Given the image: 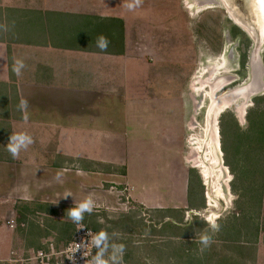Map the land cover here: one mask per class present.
Instances as JSON below:
<instances>
[{
	"label": "crops",
	"instance_id": "0c3cea01",
	"mask_svg": "<svg viewBox=\"0 0 264 264\" xmlns=\"http://www.w3.org/2000/svg\"><path fill=\"white\" fill-rule=\"evenodd\" d=\"M6 1L2 24L9 30H0V256L11 254L8 235H20L7 224L20 223L12 216L20 204L61 200L75 207L91 196L109 211L112 195L116 204L114 196H126L148 210L188 209L189 172L181 157L186 94L175 74L181 61L157 57L155 42L141 34L138 12L124 7L125 0ZM100 35L110 42L106 51L96 47ZM14 59L26 65L20 76L12 71ZM21 99L28 101L24 113ZM21 132L34 143L13 159L6 146ZM244 259L264 264V248Z\"/></svg>",
	"mask_w": 264,
	"mask_h": 264
},
{
	"label": "rangeland",
	"instance_id": "374dc122",
	"mask_svg": "<svg viewBox=\"0 0 264 264\" xmlns=\"http://www.w3.org/2000/svg\"><path fill=\"white\" fill-rule=\"evenodd\" d=\"M217 2L212 6L209 0H144L136 9L139 27L144 30L141 34L155 42L157 57L170 55L174 61H181L174 71L181 78L187 106L188 126L181 157L189 172V208H195L196 213L189 208L148 210L126 196L121 201L114 196L116 204L107 194L111 199L106 205L112 209L107 211L94 202L92 214L85 213L83 221L75 224L66 215L74 206H65L61 200L43 203L41 210L37 209L40 203L20 204L12 216L27 223V231L8 235L11 254L0 256V264H38L29 247L48 250L53 245L62 251L65 242L70 238L76 241L78 234L81 241H88L87 246L69 252L61 264H89V248H94L92 256L96 252L90 240L100 230L110 237L115 234L114 242L125 246L123 264H220L221 260L244 264L246 255L264 248V53L262 60L253 56V42L228 18L223 3ZM3 3L0 0V24L5 14ZM151 16L155 20L151 21ZM213 70L220 77L225 72L233 77L230 86L215 94L218 99L229 91L246 89L252 93L262 88L261 92L248 95V102L238 96L231 104L220 103L222 106L213 112L208 88L193 91V84L200 88L212 77L209 74ZM211 132L215 134L213 142ZM217 146L221 147L219 156L228 172L222 176L213 172L212 181L223 197L208 206L209 188L201 175V164L195 168L192 161L207 156L211 159L212 153L216 158ZM25 206L29 208L25 210ZM210 218L220 224V231L212 235L211 246L200 254L199 235L208 230L206 221ZM81 228L93 233H84Z\"/></svg>",
	"mask_w": 264,
	"mask_h": 264
},
{
	"label": "clouds",
	"instance_id": "9594fccd",
	"mask_svg": "<svg viewBox=\"0 0 264 264\" xmlns=\"http://www.w3.org/2000/svg\"><path fill=\"white\" fill-rule=\"evenodd\" d=\"M144 3V0H126L125 7L129 11H135L140 8ZM0 30L7 32L8 26L0 24ZM109 40L100 35L97 37L96 47L101 51H106L109 45ZM26 67L23 60L14 59L12 65V71L15 75L20 76L22 70ZM28 107V101L21 99L18 105L19 110L24 113V110ZM26 120V113L23 115ZM33 138L27 133H15L10 136L9 143L6 148L8 153L13 159H17L22 149L26 150L29 145L33 144ZM62 173H57L55 179L61 180ZM70 195V194H69ZM94 210V200L89 196L86 200L81 202L79 205L72 207L67 210L68 218L75 224H80L84 219V214H92ZM208 230L199 235V248L200 254H203L212 244V235L220 231V224L211 218L206 221ZM211 233V234H209ZM89 236L91 234L89 233ZM115 234L110 237L109 233L105 230H100L94 237H91L90 243L95 247V255L92 256L89 264H123V255L125 252V246L123 244L115 243L113 240ZM88 241H81L80 249L83 250L87 246ZM107 257V258H106Z\"/></svg>",
	"mask_w": 264,
	"mask_h": 264
},
{
	"label": "bare ground",
	"instance_id": "6f19581e",
	"mask_svg": "<svg viewBox=\"0 0 264 264\" xmlns=\"http://www.w3.org/2000/svg\"><path fill=\"white\" fill-rule=\"evenodd\" d=\"M223 5L226 8V12H227L228 18L233 22V18L231 17L232 16V14H231L232 12H231L230 2H228L227 4H225V2H223ZM253 51H254V49H253ZM222 69L223 68H220V70H222ZM224 69H225V67H224ZM208 74H209V72H208ZM224 74H225V76L220 77V74L216 73V70H213L209 74V75H212V77H210L208 81L202 82L200 88H196V85L193 84V91H194V93L196 91L197 92L198 91H203L204 88H208L209 91L207 92V96L209 97V100L211 102V109L213 110V112H215L217 109H219L220 106H222L220 103H223L224 102L223 104H225L226 102H228L229 104H231L232 101H234L233 99H235L238 96L243 97V100L244 101H247V102H248V99H249V97H248V95H247V93L245 91H241L240 93H238V91H231V92L229 91V92H226L219 99H218V97L217 98L214 97L215 94L218 91H222V90L226 89L233 82V80H232L233 77L230 76L228 74V72H225ZM229 107H231V106H229ZM241 113H239V114H240L241 118H243V114H241ZM212 129H213V126H212ZM209 137L211 139V142H213V140L215 139L214 138L215 137V134L213 132H211L209 134ZM211 145H212V143H211ZM216 152H217V157L216 158H214V155L212 153L211 154L212 155V158L211 159H210V156H207L206 158H203L200 161H198V160L192 161L195 164V168H198L199 167L196 164H199V165L201 164V166H200L201 169H202V174L201 175H202L204 181L206 182V185L209 188V193L207 194L208 206H212V204L214 203V201L217 198H222L223 197L222 191L219 188H217V186L215 185V183H213V181H212V179H213V172H218V173H220L221 176H222V174L224 172L225 173L228 172V170L225 168V166L222 165V162H221V159H220V156H219V154H221V147L220 146H217ZM199 153H200V151L197 152V153L195 152V154L194 153L193 154L194 155H197ZM210 166H213L214 167V169H212V171L210 169ZM213 218H214V216H213Z\"/></svg>",
	"mask_w": 264,
	"mask_h": 264
},
{
	"label": "water",
	"instance_id": "95a60500",
	"mask_svg": "<svg viewBox=\"0 0 264 264\" xmlns=\"http://www.w3.org/2000/svg\"><path fill=\"white\" fill-rule=\"evenodd\" d=\"M227 4L230 2L233 23L242 30L248 38L253 42V56H257L259 60L264 53V0H220ZM227 2V3H226ZM209 4L217 6V0H209ZM262 52V53H261ZM244 89V88H243ZM257 89L254 92L247 91V95L261 92ZM196 213L195 211H193Z\"/></svg>",
	"mask_w": 264,
	"mask_h": 264
},
{
	"label": "built area",
	"instance_id": "2783aa9c",
	"mask_svg": "<svg viewBox=\"0 0 264 264\" xmlns=\"http://www.w3.org/2000/svg\"><path fill=\"white\" fill-rule=\"evenodd\" d=\"M9 225L12 228H23L25 229L27 226L26 224H18L15 220H12L9 222ZM82 231L85 232H91L92 231H88L86 228H81ZM85 236V234H83ZM80 236L78 234V239L76 241L70 242V244L66 245L65 248H63L62 251H58L54 248L53 245H50V247L48 248V250H41L38 252H33V256L34 259L36 261H38V264H61L63 261V257L68 258V254L69 252H76V251H80V243H81V239ZM85 241V239H84ZM91 247V246H90ZM90 251L88 253L89 257H92L93 253V249L94 248H89ZM84 250V249H83Z\"/></svg>",
	"mask_w": 264,
	"mask_h": 264
},
{
	"label": "trees",
	"instance_id": "16d2710c",
	"mask_svg": "<svg viewBox=\"0 0 264 264\" xmlns=\"http://www.w3.org/2000/svg\"><path fill=\"white\" fill-rule=\"evenodd\" d=\"M190 188V187H189ZM42 207H44V206H42V204H39L38 206H37V209H39V210H41V208ZM29 207L28 206H25L24 207V209L25 210H27ZM19 209V208H18ZM19 224H23L24 222H22L21 220H19ZM25 224V223H24ZM26 226H27V223H26ZM32 226V225H31ZM29 227V226H28ZM33 227V226H32ZM27 228V227H26ZM34 228V227H33ZM20 229V231L21 232H23V231H27V230H24L23 228H19ZM73 240V238H70V239H68L66 242H65V246L66 245H68V244H70V242ZM30 249H32L33 251L32 252H38V251H41V250H36V249H34L33 247H29ZM43 250V249H42ZM46 251V250H45Z\"/></svg>",
	"mask_w": 264,
	"mask_h": 264
}]
</instances>
